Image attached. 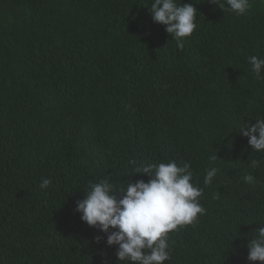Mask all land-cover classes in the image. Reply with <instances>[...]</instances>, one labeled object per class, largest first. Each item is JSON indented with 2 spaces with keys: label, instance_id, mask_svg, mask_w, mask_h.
I'll use <instances>...</instances> for the list:
<instances>
[{
  "label": "trees",
  "instance_id": "1",
  "mask_svg": "<svg viewBox=\"0 0 264 264\" xmlns=\"http://www.w3.org/2000/svg\"><path fill=\"white\" fill-rule=\"evenodd\" d=\"M184 2L197 28L179 49L153 0H0V264H122L75 209L100 179L118 197L147 181L132 160L189 162L204 188L205 213L168 233L164 264H262L247 244L264 226V151L238 131L264 118L248 62L264 58V0L243 15Z\"/></svg>",
  "mask_w": 264,
  "mask_h": 264
},
{
  "label": "clouds",
  "instance_id": "2",
  "mask_svg": "<svg viewBox=\"0 0 264 264\" xmlns=\"http://www.w3.org/2000/svg\"><path fill=\"white\" fill-rule=\"evenodd\" d=\"M225 11L243 15L250 7V0H210ZM152 20L165 26L179 49L184 48V38L197 28L198 9L194 3L178 0H153L149 9ZM251 71L256 79L264 80V58L248 57ZM248 138V144L257 152L264 151V118L255 123L245 122L238 131ZM215 154L209 160L215 162ZM135 173L146 174L149 179L131 180L126 187L118 188L107 178L91 184L83 199L76 202V211L89 226L98 227L106 236L108 246L117 245L116 260L127 264H164L170 259L168 233L178 226L193 223L206 209L200 203L204 188L193 183V171L189 162L177 164L174 160L145 165L135 160ZM261 161L253 159L250 167L259 168ZM204 185L212 184L219 169H206ZM245 183H256V178L247 174ZM50 178H42L41 189L51 185ZM264 225V224H261ZM101 237H96L100 242ZM248 259L264 264V226L258 228L254 238L249 239Z\"/></svg>",
  "mask_w": 264,
  "mask_h": 264
}]
</instances>
